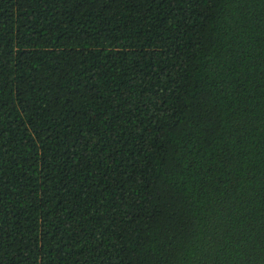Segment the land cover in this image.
<instances>
[{"label":"trees","instance_id":"obj_1","mask_svg":"<svg viewBox=\"0 0 264 264\" xmlns=\"http://www.w3.org/2000/svg\"><path fill=\"white\" fill-rule=\"evenodd\" d=\"M0 264H264V0H0Z\"/></svg>","mask_w":264,"mask_h":264}]
</instances>
